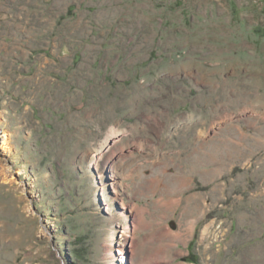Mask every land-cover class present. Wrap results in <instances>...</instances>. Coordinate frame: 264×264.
I'll return each instance as SVG.
<instances>
[{
  "label": "rangeland",
  "instance_id": "obj_1",
  "mask_svg": "<svg viewBox=\"0 0 264 264\" xmlns=\"http://www.w3.org/2000/svg\"><path fill=\"white\" fill-rule=\"evenodd\" d=\"M132 262L264 264V0H0V264Z\"/></svg>",
  "mask_w": 264,
  "mask_h": 264
},
{
  "label": "bare ground",
  "instance_id": "obj_2",
  "mask_svg": "<svg viewBox=\"0 0 264 264\" xmlns=\"http://www.w3.org/2000/svg\"><path fill=\"white\" fill-rule=\"evenodd\" d=\"M7 138V137H6ZM7 144V143H6ZM111 188H112V193H113V195L114 196H116L117 195V192H116V189H115V187L111 184ZM119 205H120V207H121V209H123L124 208V206H123V202L121 201V200H119ZM125 233H127V230L124 228V231L122 232V236H124L125 235ZM124 245H121L120 244V247H121V249H120V252L121 253H123L124 252V248H122ZM131 247V246H130ZM129 247V248H130ZM132 252H133V248L131 249V251H129V253H130V256H131V261H133V259H132ZM132 264H133V262H132Z\"/></svg>",
  "mask_w": 264,
  "mask_h": 264
}]
</instances>
